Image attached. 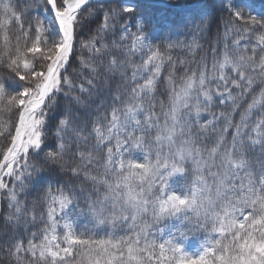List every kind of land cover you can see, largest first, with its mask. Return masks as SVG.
I'll return each instance as SVG.
<instances>
[{
    "label": "snow or ice",
    "instance_id": "1",
    "mask_svg": "<svg viewBox=\"0 0 264 264\" xmlns=\"http://www.w3.org/2000/svg\"><path fill=\"white\" fill-rule=\"evenodd\" d=\"M0 145V264H264V0H0Z\"/></svg>",
    "mask_w": 264,
    "mask_h": 264
},
{
    "label": "trees",
    "instance_id": "2",
    "mask_svg": "<svg viewBox=\"0 0 264 264\" xmlns=\"http://www.w3.org/2000/svg\"><path fill=\"white\" fill-rule=\"evenodd\" d=\"M181 2H184V0H181ZM241 43L242 44H248V43H250L248 40H242L241 41ZM251 43H255V38H253V40L251 41ZM173 55H176V53H174ZM136 60H137V62H139L138 61V58H135ZM163 88H164V86L163 85H161L160 86V90L161 91H163ZM218 106V105H217ZM219 107V106H218ZM239 111V110H238ZM205 115H207V114H205ZM234 120H236V121H238L239 120V115L237 114L235 117H234ZM230 135V134H229ZM3 148V145H0V149H2ZM4 203L5 202H3L2 201V209H3V205H4ZM39 211H40V208H37V212L39 213ZM3 216V210L1 211V217ZM0 222H2V221H0ZM40 222L38 221V224H39Z\"/></svg>",
    "mask_w": 264,
    "mask_h": 264
},
{
    "label": "water",
    "instance_id": "3",
    "mask_svg": "<svg viewBox=\"0 0 264 264\" xmlns=\"http://www.w3.org/2000/svg\"><path fill=\"white\" fill-rule=\"evenodd\" d=\"M0 209H1V201H0ZM0 214H1V212H0Z\"/></svg>",
    "mask_w": 264,
    "mask_h": 264
}]
</instances>
